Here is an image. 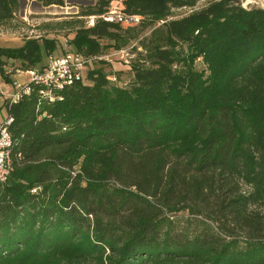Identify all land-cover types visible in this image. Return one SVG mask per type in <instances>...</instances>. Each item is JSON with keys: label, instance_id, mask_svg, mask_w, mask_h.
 <instances>
[{"label": "trees", "instance_id": "16d2710c", "mask_svg": "<svg viewBox=\"0 0 264 264\" xmlns=\"http://www.w3.org/2000/svg\"><path fill=\"white\" fill-rule=\"evenodd\" d=\"M22 1L0 0V23ZM199 1L123 0L140 24L162 22L129 86L92 69L53 102L39 85L7 99L14 143L0 183V264H264V8L218 0L168 20ZM131 30L98 21L70 43L98 57ZM52 50L26 39L0 47V60L33 70ZM182 210L196 225L166 217Z\"/></svg>", "mask_w": 264, "mask_h": 264}, {"label": "rangeland", "instance_id": "374dc122", "mask_svg": "<svg viewBox=\"0 0 264 264\" xmlns=\"http://www.w3.org/2000/svg\"><path fill=\"white\" fill-rule=\"evenodd\" d=\"M63 1V6H46L38 0H23L20 11L14 16V19L0 23V47L16 48L21 46L26 39H36L40 43L48 41L53 45V50L43 54L41 63L36 65L38 69H41L50 57H62L66 53L77 54L70 41L77 30L86 28V17L79 15L85 12L87 7L92 6L96 0ZM214 1L218 0H200L193 8L174 9L168 20L179 19ZM238 2L246 8H264L263 0H238ZM111 8L124 10L123 0H111L109 9ZM161 24L162 22L155 24L145 22L134 26H122L123 29H132L127 34V44L118 49L107 48L98 57L84 58L80 78L84 83H87L85 77L88 71L101 69L112 85L121 88L129 86L133 80L132 65L136 61H143L142 58L145 56V50L142 48L143 41L148 39L152 31ZM101 43L103 45L113 44L108 40H102ZM0 68L8 79H11L9 78L11 75H15L16 69H23L17 60L6 58H1ZM197 68L201 69L202 67L197 64ZM2 83L5 85L2 86L3 94L0 93V121H3L7 116L3 105L12 90L10 83H6L3 79ZM166 217L180 226L184 225L186 221L196 225L194 221L199 220L189 215L186 210L166 214Z\"/></svg>", "mask_w": 264, "mask_h": 264}, {"label": "built area", "instance_id": "2783aa9c", "mask_svg": "<svg viewBox=\"0 0 264 264\" xmlns=\"http://www.w3.org/2000/svg\"><path fill=\"white\" fill-rule=\"evenodd\" d=\"M264 1V0H263ZM142 20L138 15H127L123 10L108 9L103 14L86 17L85 26L93 27L98 21L109 24H119L121 26L138 25ZM84 57L80 54L66 53L62 57H50L47 63L41 69L22 70L16 69L15 75H11L10 87L12 93L8 96L9 103H17L22 97L29 95L34 86H38L40 80L57 81V88H48V90L39 89L41 99L53 102L57 97L56 91H61L64 87L70 85L74 80L80 78V71L83 65ZM2 76L0 74V93H2ZM3 94V93H2ZM12 118L6 117L0 121V181L6 183L7 174L11 168L6 165L7 150L12 146L13 138L8 127Z\"/></svg>", "mask_w": 264, "mask_h": 264}, {"label": "bare ground", "instance_id": "6f19581e", "mask_svg": "<svg viewBox=\"0 0 264 264\" xmlns=\"http://www.w3.org/2000/svg\"><path fill=\"white\" fill-rule=\"evenodd\" d=\"M38 85L43 87L42 89L43 90H48V88H57V81H53V80H40L38 81ZM12 147V146H11ZM10 148H8L7 150V157H6V165H8V167L11 168V165H10V155H9V152H10ZM9 173L7 174V178L9 176ZM1 183V181H0Z\"/></svg>", "mask_w": 264, "mask_h": 264}, {"label": "crops", "instance_id": "0c3cea01", "mask_svg": "<svg viewBox=\"0 0 264 264\" xmlns=\"http://www.w3.org/2000/svg\"><path fill=\"white\" fill-rule=\"evenodd\" d=\"M11 93H12V90H11ZM11 93H10V94H11ZM6 115H7V114H6ZM6 117H7V116H6Z\"/></svg>", "mask_w": 264, "mask_h": 264}]
</instances>
